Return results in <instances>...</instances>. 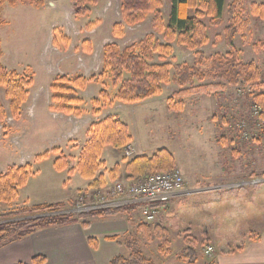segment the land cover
Returning <instances> with one entry per match:
<instances>
[{"label": "rangeland", "instance_id": "1", "mask_svg": "<svg viewBox=\"0 0 264 264\" xmlns=\"http://www.w3.org/2000/svg\"><path fill=\"white\" fill-rule=\"evenodd\" d=\"M43 1L44 4L40 6L20 3L16 6L6 4L3 8V26L0 30V45L3 49L1 62L9 72L15 71L32 77L34 84L29 89L30 95L23 103L18 117L13 116L5 89L0 88V100L8 115L5 121L0 122V174L9 166L27 163L32 164L35 174V162L49 158L50 154L39 160L36 157L46 151L50 153L54 150L60 151L53 148L57 145L56 142L61 146L66 143H71L72 146H82L84 142L86 144L89 139V136L86 139V134L88 135L90 127L86 130V125L91 121L93 122L90 125L94 123V117L98 116L97 109L101 113L99 119L110 115L120 116L122 121L128 122L133 137V141L123 151L117 150L121 152L122 160L127 162L141 156L138 145L141 148L147 146L154 149L166 148L173 154L176 168L182 171L188 192H198L187 197L182 204L170 207L163 215H158L155 221L148 222L152 227L161 224L168 228L171 240L169 255L160 252L162 240L159 237L154 235L147 237L138 232L139 224L144 220L141 210L135 211L133 216L121 215L107 221L112 222L113 229L121 238L129 235L136 239L137 245L155 264H186L181 257L182 250L186 247L185 237L192 231H204L209 227L208 229L217 237L216 242L212 244L214 250L211 255L205 253L207 243L204 242L210 238L202 235L191 236L200 243L195 247L199 253L198 264H215L217 242L221 240V246L232 248L234 241H229L235 240L236 236L241 235V231L249 228L244 221V214L253 218L259 210V203L264 207L263 107L255 101V91L242 84L227 85L211 94L204 92L190 94L185 98L184 110L179 113L167 110V100L181 89L173 79L177 76L176 65H197L205 73L214 66H221L218 63V56L229 51L226 29L229 26V5L233 0L226 1L221 24L214 25L210 23L209 17L204 18L209 26L208 44L196 50L173 45V54L168 58L173 66L170 70L172 80L163 86L162 93L134 104L116 100L117 88L113 87L112 78L100 75L103 69V51L107 44H117L123 49L143 41L149 35H154L163 43L162 34L156 33L153 29L154 15H149L140 23L129 25L124 22L121 14V0H99L98 4L91 6V11L85 15H77L79 7L75 0ZM261 2L264 0L241 1L242 15L251 22L252 36L246 43L241 35H237L235 44L240 50L241 59L244 62L255 61L264 73V19L251 12L252 4ZM170 9V0H163L160 11L165 22L169 19ZM119 23L122 24V28L120 33H116L115 26ZM198 53L204 54L203 65L197 63ZM59 75L71 78L83 75L87 80L95 76L99 79L90 80L85 89L79 91L83 100L81 115L64 113L60 110V105L53 100L51 85ZM222 82L208 78L202 82L196 80L195 84L198 86ZM101 90L108 91L110 102L102 100ZM96 99L99 103L95 102ZM67 115L70 121L82 117L81 119L88 123H81L79 128L78 126L75 128L77 134L70 136L72 126L67 127L65 124ZM97 121L99 120L95 122ZM65 138L68 139L64 141ZM135 138L139 142L138 145ZM129 145L135 148V153L131 156L126 154ZM50 147L52 151L49 150ZM109 150L116 149L111 146L105 147L102 158L104 152L108 156ZM70 168L71 166L65 170L71 173ZM107 176L104 187L98 189L91 187L93 180L89 179L91 184L87 191L91 192L79 189L75 198L59 203L36 202L37 199H44L43 197L48 195L41 189L48 185V182L42 177L35 179L30 177L28 186L22 188L24 189L22 194L21 189V196L17 201L12 204L0 203V216L2 215L0 223L55 214L78 217L80 214L89 213L75 211L76 204L82 196L89 194L93 197L99 190L108 191L117 180H133L127 178L125 167L124 170L121 167V174L117 178L111 179L109 173ZM69 190L70 187H67L58 194H68ZM256 190H260V194L255 195ZM240 195L242 201L238 203ZM218 196L220 200L212 205L218 215L217 219L215 216L214 219L203 216L204 207L209 202L208 198ZM253 196L256 199L254 201ZM193 202H198L196 206L198 211H194ZM53 204H62V207L55 212L26 213L17 216L10 214L35 205ZM262 222L264 223V219ZM191 223L193 225L199 223L202 226L190 229L188 226ZM123 252L124 254L127 252L126 247Z\"/></svg>", "mask_w": 264, "mask_h": 264}, {"label": "trees", "instance_id": "2", "mask_svg": "<svg viewBox=\"0 0 264 264\" xmlns=\"http://www.w3.org/2000/svg\"><path fill=\"white\" fill-rule=\"evenodd\" d=\"M227 0H170V15L167 22L160 11L163 0H121V14L125 23L135 25L144 21L153 14V29L162 34L164 42L161 43L154 35L147 36L143 41L133 43L125 48L117 44H107L103 51V69L101 76L112 78V85L117 88L116 100L123 103H138L146 99L158 96L162 93L163 86L172 80L170 70L172 64L168 58L173 54V45L187 47L196 50L209 43L208 28L204 18L209 17L210 23L219 25L223 21V13ZM242 0H233L229 5V26L227 32V45L229 51L225 55H219V66H214L208 73L202 72L197 65L179 64L175 66L177 76L173 79L181 87L167 100V110L179 113L185 108V98L193 93L216 92L219 88L230 86H249L255 91V101L262 107L264 118V73L262 68L255 62H244L240 57V50L235 44L237 35L243 37L248 43L252 36L251 22L245 19L241 10ZM79 7L77 15H85L91 11V6L98 4L99 0H75ZM20 3H30L40 6L43 0H0V30L3 26V8L6 4L16 6ZM253 15L264 19V2L253 3L251 7ZM122 24H116L115 32L120 33ZM197 53V52H196ZM3 49L0 45V88L5 89L7 98L10 100L11 111L14 117L20 116L21 107L30 95V87L34 79L27 75H21L9 70L1 62ZM197 63L203 65L205 57L198 53ZM126 75L128 77L126 78ZM99 81L97 77L89 80L83 75L69 77L59 75L51 85L53 100L60 106V110L66 114L81 115L83 102L79 91L85 89L90 80ZM221 80L222 83H206L196 85L195 81L206 79ZM190 85L189 87H186ZM100 96L104 101H111L107 90H101ZM99 103V100H95ZM259 107V106H257ZM100 114V110H96ZM7 110L0 100V122L7 118ZM89 139L86 142L78 160L77 170L81 176L93 180L90 185L93 188H102L106 185V176L103 169L106 166L102 158L105 147L111 146L116 150L123 151L133 141L128 124L115 116H108L90 125L88 129ZM55 151V150H54ZM49 151L36 157H47ZM75 157L60 155L55 160V168L63 171L69 168ZM125 161V160H124ZM176 169V160L173 154L166 148L158 149L152 156L141 155L127 160L125 174L127 178L139 180L158 172H168ZM111 179L121 174L119 164L109 172ZM34 169L31 163L12 165L0 174V203L12 204L18 200L20 191L24 188ZM243 189V188H242ZM233 190H230L232 192ZM240 191V189H238ZM143 203H131L115 208L100 209L89 213L80 214L78 217L68 214H55L33 219L14 220L0 223V246L9 242L22 239L39 229L50 226L66 225L81 221L85 228L89 227L91 217H113L120 215L133 216L135 211L140 210ZM159 207L161 204H153ZM62 204L35 205L31 208L14 211L12 216L26 213L55 212ZM2 217V215L0 216ZM4 217V216H3ZM138 232L147 237L157 236L162 240L160 252L165 255L171 253V240L169 230L161 224L152 227L146 221H141ZM124 245L129 251L128 256L118 255L109 264H155L144 251L137 245V240L129 235L123 238L119 235L108 237ZM93 246L95 241L90 238ZM186 247L182 250L181 257L186 264H198L199 253L195 248L198 240L187 235L184 239ZM97 244V243H96ZM212 253V252H211ZM209 253V255H211ZM208 254V253H206ZM44 255L33 257L30 264H46ZM26 264V263H18Z\"/></svg>", "mask_w": 264, "mask_h": 264}, {"label": "crops", "instance_id": "3", "mask_svg": "<svg viewBox=\"0 0 264 264\" xmlns=\"http://www.w3.org/2000/svg\"><path fill=\"white\" fill-rule=\"evenodd\" d=\"M99 116L100 115L94 117V122L97 119H102H99ZM66 117V126H72L70 136H75L77 134V130L75 128L77 126L79 128L81 123H88V121L81 119L82 117L74 118V120L71 121L68 120L70 119L68 118V115ZM118 117L121 118L120 116ZM125 122L128 123L127 121ZM90 123L86 125V130L90 126ZM131 132L133 133L132 130ZM66 139L68 138H65L64 141ZM86 139H88L87 134ZM135 139L136 145H138L139 142L137 138ZM62 142L63 141H61V143ZM56 144L57 145H55L53 148H58L60 151L55 150L50 153L49 158L35 162L36 173L31 178L35 179L36 177H42L48 182V185L41 188L43 190L42 192L47 193L48 195H45L43 197L44 199H37L36 202H67L70 199L76 197L79 189L87 191V189L90 188L89 185L91 184V180L81 177L80 173L77 171V169H75L77 167L78 157L80 156V152L83 149L82 147L84 146L85 142L82 144V146H72L71 143H66L64 146H61L58 144V142H56ZM137 148L140 152L139 155L147 156H152L158 150L149 146L141 148L139 145ZM49 150L52 151V148L50 147ZM61 154L75 157L71 164V173L68 170L58 171L55 169L54 161ZM106 155L107 154L104 152L103 160H105L106 166L102 171L106 177H108V171L113 169L116 164H119L122 167V170H124L126 162L122 160L123 158H121V152L117 150H109L108 156ZM67 187H70L68 194H58V192L63 191ZM24 189H22L21 194L23 193ZM262 189H264V187ZM196 192H188V189L185 187L183 191L175 194L169 202L161 203L159 206V215H163L170 207H174L176 204H182V202L187 197L193 196V194ZM254 194H260V190H256ZM239 197L238 203L242 201L241 195ZM208 199L209 202L204 207L203 216L211 219H214L215 216V219H217L218 215L216 214V210L212 208V205L217 203L216 201L220 200V198L218 196V198L211 197ZM252 200H256L255 196H253ZM193 203L194 211H198L199 209L196 207L198 202ZM244 206L246 207L247 205L245 204ZM258 208L259 210L257 211L256 216L253 218L244 214V221L247 222V227L249 228L246 231H241V235L236 236L235 240L231 239L229 241H234V246L232 248L221 246V240L217 242V251L214 256V258L216 257L215 264H264V223L262 222L264 219V207L261 203H259ZM116 217L119 216L91 217L88 219L90 221V225L87 228L83 226L81 221H76L66 225L50 226L39 229L36 232L23 237L22 239H18L0 246V264H30L33 257L37 255H44L47 259L46 264H109L110 261L118 255H129L128 249L124 254V245L119 244L118 241L108 238L110 236L118 235L117 231L113 229L112 222L107 221L108 219H113ZM248 224L250 225L248 226ZM195 226L202 225L199 223L193 225L191 223L188 228L193 229ZM208 228L209 227L205 228L204 231H192L191 234L195 237H199L201 235L202 237L207 236V238L210 239L204 242H206L207 245H212L216 242L217 237L214 236L211 232V229ZM90 238L95 241L96 246L92 245Z\"/></svg>", "mask_w": 264, "mask_h": 264}, {"label": "built area", "instance_id": "4", "mask_svg": "<svg viewBox=\"0 0 264 264\" xmlns=\"http://www.w3.org/2000/svg\"><path fill=\"white\" fill-rule=\"evenodd\" d=\"M135 148L129 145L126 154L131 156ZM185 189V179L180 169L150 174L140 180H117L108 191L99 190L94 196H82L76 204L75 211L91 212L100 209L115 208L131 203H143L141 214L146 222L157 219L159 207L153 204L169 202L172 197ZM93 198H96L93 200ZM214 250L207 245L205 253Z\"/></svg>", "mask_w": 264, "mask_h": 264}]
</instances>
